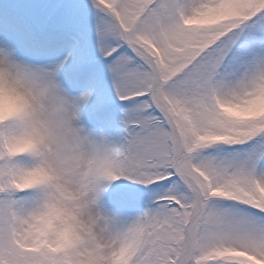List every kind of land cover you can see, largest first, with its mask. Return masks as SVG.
Segmentation results:
<instances>
[{"label": "snow or ice", "instance_id": "snow-or-ice-1", "mask_svg": "<svg viewBox=\"0 0 264 264\" xmlns=\"http://www.w3.org/2000/svg\"><path fill=\"white\" fill-rule=\"evenodd\" d=\"M93 4L103 13L94 34L58 62L36 67L0 50V78L29 86L44 116L23 125L35 141L26 153L0 151V264H71L15 248L18 211L48 183L18 178L69 181L85 166L90 264H264V115L225 111L264 91V0ZM225 4L235 10L193 23ZM96 63L112 107L89 130L76 121L91 93L70 97L64 82L96 86ZM18 127L0 126V139Z\"/></svg>", "mask_w": 264, "mask_h": 264}, {"label": "clouds", "instance_id": "clouds-1", "mask_svg": "<svg viewBox=\"0 0 264 264\" xmlns=\"http://www.w3.org/2000/svg\"><path fill=\"white\" fill-rule=\"evenodd\" d=\"M235 8L225 4L200 17L193 23H211ZM53 105L48 104V112ZM229 114L244 118L250 115H264V91L253 97L240 100L225 109ZM39 114L34 91L16 82L15 76L0 78V126L17 125L15 136L5 135L0 139V151L5 154H24L32 148L34 137L23 131L25 122L43 119ZM92 159L91 153L87 154ZM85 166L81 175L69 181L49 182L44 172L22 175L18 182L24 187L47 183L40 189L38 199L18 211L19 219L15 225L14 246L21 253L30 256L47 254L57 258H71V264H90V256L85 250L86 229L91 227V210L84 207L83 185L88 177ZM97 235L100 228H95Z\"/></svg>", "mask_w": 264, "mask_h": 264}, {"label": "rangeland", "instance_id": "rangeland-1", "mask_svg": "<svg viewBox=\"0 0 264 264\" xmlns=\"http://www.w3.org/2000/svg\"><path fill=\"white\" fill-rule=\"evenodd\" d=\"M102 17L93 0H0V50L10 48L21 61L36 67L47 66L68 55L77 41L83 44L94 34L95 25ZM9 21L20 25L21 30L11 29ZM71 59L65 65V73L72 71ZM92 71L96 86L73 88L61 79L70 97L91 93L86 104L80 102V119L76 123L96 130L99 124L93 114L111 108L112 104L106 96V69L96 63Z\"/></svg>", "mask_w": 264, "mask_h": 264}]
</instances>
